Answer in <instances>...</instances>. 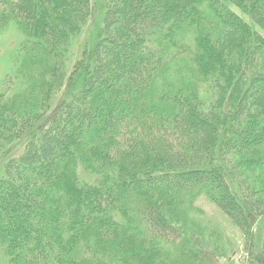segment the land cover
Returning <instances> with one entry per match:
<instances>
[{
  "label": "trees",
  "instance_id": "trees-1",
  "mask_svg": "<svg viewBox=\"0 0 264 264\" xmlns=\"http://www.w3.org/2000/svg\"><path fill=\"white\" fill-rule=\"evenodd\" d=\"M102 2L95 41L65 69L89 0H0V33L16 23L23 34L21 82L9 73L0 91V140L48 119L3 166L0 259L222 264L181 234L195 191L251 255V218L264 227V0Z\"/></svg>",
  "mask_w": 264,
  "mask_h": 264
},
{
  "label": "rangeland",
  "instance_id": "rangeland-1",
  "mask_svg": "<svg viewBox=\"0 0 264 264\" xmlns=\"http://www.w3.org/2000/svg\"><path fill=\"white\" fill-rule=\"evenodd\" d=\"M90 15L84 24L81 32L71 43L72 54L70 61L65 63V69H69L74 60L80 57L81 48L84 45L91 46L95 41V33L99 27L103 13L102 0H89ZM233 10L241 14L239 9L233 7ZM253 28L261 34L263 32L245 15H241ZM264 35V34H263ZM23 34L16 23L10 24L2 33H0V91L3 87L4 77L12 73L16 88L21 82V77L17 76L15 68L14 53L16 52ZM170 76V69L159 72L157 80L163 82ZM19 77V78H18ZM64 98L63 86L53 97V108L55 109L60 100ZM48 119L38 123L35 127L23 137L10 141L0 140V175L3 172V166L7 159L19 156L24 148L26 141L31 133H35L41 125H47ZM180 218L178 225L181 228L183 239L187 240L190 232L196 233L201 238L203 244L210 250L216 251L220 262L223 264H261L260 247L264 236V227L259 220L251 218L253 223V253L249 255L244 248V237L235 227L232 221L224 215L219 208L205 195L198 191L190 192L184 195L180 205ZM0 264H6L0 259Z\"/></svg>",
  "mask_w": 264,
  "mask_h": 264
}]
</instances>
